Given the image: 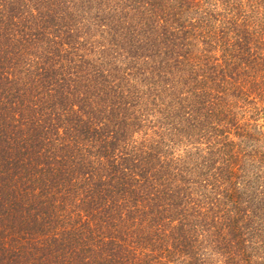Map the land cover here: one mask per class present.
<instances>
[{"label": "trees", "instance_id": "obj_1", "mask_svg": "<svg viewBox=\"0 0 264 264\" xmlns=\"http://www.w3.org/2000/svg\"><path fill=\"white\" fill-rule=\"evenodd\" d=\"M0 264H264V0H0Z\"/></svg>", "mask_w": 264, "mask_h": 264}]
</instances>
